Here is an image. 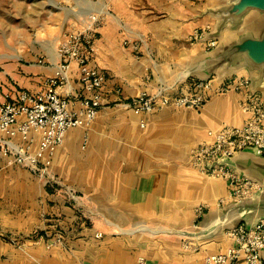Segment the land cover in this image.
<instances>
[{
  "label": "crops",
  "instance_id": "crops-1",
  "mask_svg": "<svg viewBox=\"0 0 264 264\" xmlns=\"http://www.w3.org/2000/svg\"><path fill=\"white\" fill-rule=\"evenodd\" d=\"M66 1L35 3L54 41L38 60L8 62L0 85L42 90L60 64L65 34L99 13L93 66L106 76L104 105L89 128L66 133L45 178L0 156V174L18 171L39 186L33 207L0 227V264H201L226 251L234 245L228 229L264 218V156L248 149L235 160L263 190L221 207L228 183L199 173L191 151L208 131L244 124L249 90L264 99V0H69L74 14H61L56 29L55 5ZM210 40L218 45L208 50ZM68 74L61 92L74 96L82 89L76 64ZM234 77L250 80V88L212 94L200 109L169 105L137 115L122 105L142 92L176 96L198 80L217 87ZM13 94L0 88V103ZM200 205L206 209L195 228Z\"/></svg>",
  "mask_w": 264,
  "mask_h": 264
},
{
  "label": "built area",
  "instance_id": "built-area-1",
  "mask_svg": "<svg viewBox=\"0 0 264 264\" xmlns=\"http://www.w3.org/2000/svg\"><path fill=\"white\" fill-rule=\"evenodd\" d=\"M102 21L101 14L92 13L82 29L65 34L59 50L60 64L54 75L47 78L42 90L22 89L6 95L0 103V156L45 178L66 133L93 124L104 105L102 89L106 76L93 66L98 54L96 35ZM206 30L208 28L198 31L194 37L202 38ZM217 45V40H210L206 47L211 50ZM72 64L78 67L82 89L74 96H66L61 88L68 81ZM250 86V80L244 77L228 79L217 87L212 79L198 80L176 96L142 92L122 105L137 115L150 114L169 105L200 109L212 94L240 91ZM241 108L247 115L243 125L210 130L207 138L191 151L192 164L199 173L228 183V194L218 200L221 207L244 203L263 190L259 182L238 172L235 160L248 149L264 156V99L249 90ZM145 126L142 121L141 127ZM205 209L204 205L197 207L195 228L199 227ZM226 235L234 245L226 251L208 255L201 264H264V218L250 227L230 228ZM97 237L102 234L98 233ZM185 248H191L190 244ZM139 263L144 264V258H140Z\"/></svg>",
  "mask_w": 264,
  "mask_h": 264
},
{
  "label": "rangeland",
  "instance_id": "rangeland-1",
  "mask_svg": "<svg viewBox=\"0 0 264 264\" xmlns=\"http://www.w3.org/2000/svg\"><path fill=\"white\" fill-rule=\"evenodd\" d=\"M67 1L55 5L59 7L55 9L58 16L54 19L56 29L62 23L61 14L64 12L74 14L70 9L73 4ZM38 2L39 0H0V79L1 75H4L3 72L6 69L4 67L8 62L17 63L21 59L29 58L30 54H38L36 57L38 60L41 48L54 41L51 39L52 36L46 33L45 28L48 25L41 21L39 16L34 15L33 7L37 6L38 4L35 3ZM48 21L47 18V23ZM37 64L39 65L38 61ZM2 87L15 93L22 90L17 84L7 80L1 82L0 88ZM37 188L39 186L36 181L18 171L0 174V227L13 222L22 207H33L32 198ZM21 189L26 191L18 192Z\"/></svg>",
  "mask_w": 264,
  "mask_h": 264
},
{
  "label": "water",
  "instance_id": "water-1",
  "mask_svg": "<svg viewBox=\"0 0 264 264\" xmlns=\"http://www.w3.org/2000/svg\"><path fill=\"white\" fill-rule=\"evenodd\" d=\"M251 200V199H250ZM249 201V200H248ZM248 201H246V202H248ZM246 202H244V203H246ZM244 203H241V204H234V205H242V204H244Z\"/></svg>",
  "mask_w": 264,
  "mask_h": 264
}]
</instances>
